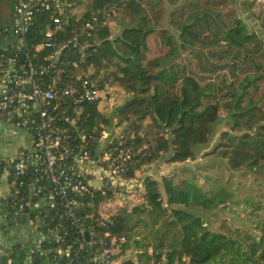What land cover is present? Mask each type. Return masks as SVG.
<instances>
[{"label": "trees", "instance_id": "1", "mask_svg": "<svg viewBox=\"0 0 264 264\" xmlns=\"http://www.w3.org/2000/svg\"><path fill=\"white\" fill-rule=\"evenodd\" d=\"M165 1L174 6L166 27ZM253 3L86 0L84 12L70 17L55 32L56 39H67L95 16L85 38L88 46L81 69H92V77L101 74L96 78L100 83L109 82L130 95L112 113L118 122H125V145L132 153L128 176L165 153L168 162L194 159L197 148L210 142L223 108L229 116V130L220 132L221 140L211 152L226 159L221 164L227 174L224 182L232 186L235 171L249 175L264 189V16L251 11ZM123 12L129 13V21L122 20ZM112 21L120 26L116 35ZM47 28H52L50 12L38 10L24 36L29 55L37 56L34 59L46 54L42 49L34 55V50L44 40ZM156 33L165 34L167 45L147 57L148 39ZM180 51L189 54L196 71L176 62ZM73 55L76 49L63 52L66 61ZM84 114L87 128L104 118L91 103L84 105ZM195 180V175L180 181L166 175L159 180L145 175L141 179L143 202L130 210L121 209L106 227L101 225L97 209L113 195L111 189L98 190L90 200L84 199L81 213L96 234L94 239L106 231L124 235L126 247L134 249L143 264L157 259L164 249L169 264H264V200L243 198L244 208L249 209L236 214L237 225L224 224L225 232L212 231L200 215L186 208H224L237 185L231 190L222 185L204 190ZM258 196L264 197V192ZM53 214L62 221L58 209L43 212L45 219ZM68 232L69 241H81L74 229L68 228ZM96 248L97 244L90 246L91 251ZM149 248L158 253L150 255ZM88 256L89 252L82 250L80 262ZM120 264L134 263L129 257Z\"/></svg>", "mask_w": 264, "mask_h": 264}, {"label": "built area", "instance_id": "2", "mask_svg": "<svg viewBox=\"0 0 264 264\" xmlns=\"http://www.w3.org/2000/svg\"><path fill=\"white\" fill-rule=\"evenodd\" d=\"M78 4L79 0H14L9 25L0 22V37L11 35V41L0 50V116L31 134L29 146L13 155L0 156V179L5 177L9 182L11 212L27 216L35 228L38 245L48 246L43 248L45 253L58 264H120L129 257L134 264H143L136 251L126 247L124 235L106 231L94 239L96 234L81 213L84 199L90 200L93 192L114 189L116 194L97 209L101 225L106 227L119 209L128 208L122 203V196L128 194L125 187L133 183L144 190L142 182L140 185L137 179L126 177L132 153L125 145L124 129L112 114L120 89L100 83L88 73L90 68L81 69L88 46L85 38L95 16L69 38L54 37L70 17L78 16ZM38 10L50 12L52 28L45 30L44 40L34 50V55L42 49L46 54L34 59L37 56L29 55L24 36ZM66 49H76V55L67 61L63 58ZM87 103L94 104L104 117L91 128L84 125ZM95 179L102 184L94 186ZM132 197L129 190V200ZM54 209H58L62 221L56 214L44 218L43 212ZM68 228L79 234V243L68 240ZM92 244H97L94 251L90 250ZM82 250L89 252L84 262H80ZM148 253L158 252L149 248ZM157 255L149 264H169L165 249Z\"/></svg>", "mask_w": 264, "mask_h": 264}, {"label": "rangeland", "instance_id": "3", "mask_svg": "<svg viewBox=\"0 0 264 264\" xmlns=\"http://www.w3.org/2000/svg\"><path fill=\"white\" fill-rule=\"evenodd\" d=\"M183 0H178V4L181 3ZM165 8H166V14L163 20V26H167V15L168 12L174 7L170 5L167 1H165ZM238 2V0H236ZM255 4L253 3L251 11L255 14H260L264 16V0H254ZM86 0H79V4L77 5V11L78 15H81L84 10L86 9ZM236 12L239 14L240 10L235 4ZM121 18L124 22H127L130 20V15L128 12L121 13ZM111 29L114 35L118 34L120 32V26L116 24L115 21L111 22ZM167 43L166 36L163 33H156L150 35L148 39V47L149 52L147 53V57H152L155 54L159 52V49L161 50L162 47ZM167 45V44H166ZM177 63L182 65L186 64L188 68H191L196 71L195 62L191 60L189 54L186 51H180V56L176 59ZM92 69L88 73H91ZM96 78H101V74L98 75ZM103 83H109L104 82ZM118 87V86H116ZM120 90L116 93V98L118 100L117 106H120L127 98L130 97L128 93L123 90V88L118 87ZM261 106L264 109V100L262 101ZM111 110V106H108ZM106 112V111H105ZM220 118L219 121H217L213 128L214 131L212 133V137L209 143L200 146L197 148L196 156L194 159H189L184 162H168L167 161V153L162 154V156L157 159L156 161L147 164L146 166L143 165L135 170H133L132 175H126L127 178L132 177L133 179H137L136 183L141 185V179L145 175H150L153 178H156L157 180L160 179L162 175H166L168 177L174 178V181H180L183 178L190 177L191 175H195L196 180L195 182L201 186L204 190H215L219 185L225 186L228 190H231L237 185V189L234 192V196L232 199H229L227 201V204L222 208L221 206L212 209V210H204L200 206H189L186 209L189 212L194 213L195 215H200L203 220L206 222L207 227L212 231H222L225 232V228L222 227V225L227 224L229 226H235L237 225V219L236 214L241 213L244 214L249 208L245 207L243 204V198L251 197L253 199H262L264 200V197H259L258 195L260 192H264L263 186L258 185L257 182L250 177L249 175L241 176L240 172L234 171V177L236 174V178L234 180L235 183L231 186L229 182H224L227 174L223 170V165L225 163V158H222L217 153H212V150H215L216 145L221 140L220 132L224 130H229L227 125V120L229 119L228 113L225 111V109L221 108L219 110ZM109 116V115H108ZM115 118L118 119V116L116 113L114 114ZM121 129L125 128V122H118ZM118 128V127H115ZM122 131V130H121ZM125 134V132H124ZM166 136V134L164 135ZM94 186H99L102 184L100 179H95L93 181ZM143 186V184H142ZM126 189L124 192H128L126 196H122L124 199L122 200V203L127 204L128 208H132L133 204L138 205L143 202V193L141 189L137 186H133V183L129 185V188L125 187ZM128 190V191H127ZM129 190L133 193L132 200H129ZM144 190V187H143ZM160 190L162 192V197L165 199V194L163 192V188L160 187ZM114 192L115 190L112 189ZM116 194L115 192L113 193ZM113 196V195H112ZM111 196V197H112ZM110 197V198H111ZM118 196H115V198ZM139 199L137 202L136 200ZM114 198V199H115ZM116 202H119L118 198L116 199ZM132 204V205H128ZM119 206V205H118ZM126 208L127 210H130ZM110 209V208H108ZM122 209V208H121ZM119 209V211L121 210ZM246 209V210H245ZM128 256H132V253L128 252ZM178 262V261H177ZM178 264V263H176Z\"/></svg>", "mask_w": 264, "mask_h": 264}, {"label": "crops", "instance_id": "4", "mask_svg": "<svg viewBox=\"0 0 264 264\" xmlns=\"http://www.w3.org/2000/svg\"><path fill=\"white\" fill-rule=\"evenodd\" d=\"M14 0H0V22L9 25ZM11 41L6 33L0 37V50ZM31 144L28 130L17 127L0 116V156H9ZM10 185L0 179V264H58L36 241L35 228L27 216L13 214L9 206ZM37 220V219H36ZM84 264V263H77Z\"/></svg>", "mask_w": 264, "mask_h": 264}, {"label": "water", "instance_id": "5", "mask_svg": "<svg viewBox=\"0 0 264 264\" xmlns=\"http://www.w3.org/2000/svg\"><path fill=\"white\" fill-rule=\"evenodd\" d=\"M21 59H22V55H20V60H21ZM84 236H85V239L88 240V238H89V234H88L87 231L84 233Z\"/></svg>", "mask_w": 264, "mask_h": 264}]
</instances>
